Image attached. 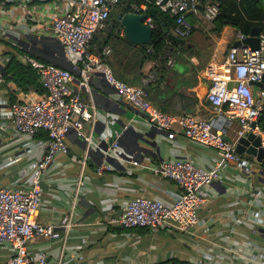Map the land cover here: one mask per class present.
Segmentation results:
<instances>
[{"label":"crops","instance_id":"crops-1","mask_svg":"<svg viewBox=\"0 0 264 264\" xmlns=\"http://www.w3.org/2000/svg\"><path fill=\"white\" fill-rule=\"evenodd\" d=\"M65 2L0 0V125H5L0 128V187L29 186L33 166L43 154L32 143V137L6 126L5 117L13 101L40 93L22 91L8 78L7 64L11 59L25 64V58L30 57L69 67L53 33L43 30L53 13L65 9ZM190 18L196 29L202 18ZM212 28L205 29L204 52L194 46L197 35H202L195 30L190 36L195 40L188 41L192 45L188 49L167 48L157 60L142 62L136 57L137 48L124 39V29L116 17L95 34L90 48L100 51V43L109 33L112 48L105 59L116 78L136 84L142 75L156 68L160 78L149 87V98L158 109L216 118L223 136L234 141L240 125L236 119L211 111L205 97L208 82L204 67L210 60L222 61L240 32L230 25L219 34ZM119 29L118 37L111 35ZM27 64L23 68L25 76L30 71L36 75ZM73 75L78 78V71ZM72 85H76V79ZM82 97L95 116L92 123L84 125V131L91 134V143L70 131L66 138L69 152L57 153L41 173L38 220L56 225L62 237L33 238L28 245L32 258L44 255L45 264H156L168 258L191 264H264V167L247 154L241 155L249 162L247 170L230 163L222 169L220 180L206 187L208 200L199 212V222L192 227L181 230L166 224L150 230L109 224L110 215L138 196L168 205L175 200L178 186L154 174L151 167L188 156L207 168L215 161L216 151L186 138L176 126V135L169 138L144 114L121 101L116 89L98 73L92 75L90 90L83 91ZM117 135L115 148L110 144ZM44 137L45 132L40 131L34 138ZM105 164L111 169L97 173L96 168ZM10 254V245L0 243V264H5Z\"/></svg>","mask_w":264,"mask_h":264},{"label":"built area","instance_id":"built-area-1","mask_svg":"<svg viewBox=\"0 0 264 264\" xmlns=\"http://www.w3.org/2000/svg\"><path fill=\"white\" fill-rule=\"evenodd\" d=\"M65 9L53 13L43 26L51 31L63 48L69 67H60L26 57L25 61L38 74L42 91L36 95L15 100L6 115L8 124L17 133L32 137V143L42 149L41 158L33 166L31 182L23 187H0V243L10 245L11 254L5 264H45V256L32 258L28 245L35 237L58 240L62 237L57 226L38 220L41 207V173L57 153L67 154L66 141L74 131L82 141L91 143V134L84 125L95 119L91 106L83 99L82 92L90 90L93 74L98 73L118 92L119 99L133 110L145 115L147 121L169 138L178 131L186 138L210 146L216 151V159L210 167L195 164L190 157L165 161L151 167L154 174L173 181L179 193L171 204L148 196H138L124 203L107 222L121 228H147L157 230L172 225L186 230L199 222V212L208 200L207 186L219 181L221 171L230 163L247 170L249 162L236 152V141L245 133L260 137L264 148V131L258 125V117L264 108V29L259 33V46L231 45L222 61L210 60L204 67L208 82L206 100L213 114L236 119L240 125L237 138L227 140L216 118H203L192 113L164 112L150 100L148 88L160 78L156 68L143 75L139 82L130 84L116 78L105 57L110 47L101 52L89 50L95 34L107 26L108 17L121 0H65ZM264 7V0H262ZM133 11L146 12L149 7L172 19L171 32L180 38H188L193 31L190 15H200L212 21L218 13V3L212 0H141L133 3ZM151 29L156 22L148 17L145 22ZM246 35L239 33L238 40ZM79 73L74 78L73 72ZM76 79V85L72 81ZM261 83V84H260ZM254 85H259L254 88ZM219 119V117H218ZM5 125H0V128ZM45 137L36 139L40 132ZM118 135L111 146L117 147ZM108 164L100 165L96 172L110 170ZM264 175V171H263ZM69 224H66L68 226Z\"/></svg>","mask_w":264,"mask_h":264},{"label":"trees","instance_id":"trees-1","mask_svg":"<svg viewBox=\"0 0 264 264\" xmlns=\"http://www.w3.org/2000/svg\"><path fill=\"white\" fill-rule=\"evenodd\" d=\"M202 1V0H201ZM213 2L218 3V13L216 17L212 20L213 28L212 30L217 34L220 33L222 28L226 25H230L237 29L240 33L247 35L253 27H261L264 29V7L262 0H212ZM140 4L141 0H121L117 3L110 13L108 21H113L119 15H122L126 12L133 11L132 4ZM150 8V7H149ZM149 9L146 10L148 12ZM161 23L156 22V26L152 29V43L147 46H135L129 44L132 47H136V57L139 61L145 62L146 60H157L160 56L164 55L167 48H175L178 50H185L191 47L188 45V38L186 39V44H176L167 38V32H171L172 19L158 11ZM193 23L192 19L190 18ZM118 24L116 23L115 27ZM196 29L193 27L194 32ZM120 29L117 33H111L112 36L118 37ZM110 35L109 33L104 37L103 41L100 43L102 49L103 47H111L109 42ZM124 40V39H122ZM91 44V43H90ZM101 49V50H102ZM89 50L95 53L100 51H94L90 48ZM27 64V63H25ZM21 61L16 59H11L6 67V74H10L9 79L14 80L18 83L22 91H28L33 89L37 92H41V85L39 82L38 74H34L33 71L27 72L26 76L23 73L24 65ZM29 68H32L27 64ZM35 71V70H34ZM143 76V75H142ZM141 76V77H142ZM154 84V83H153ZM151 84L150 86H152ZM149 86V87H150ZM150 89L148 88V92ZM258 125L261 130L264 131V108L260 112L258 117ZM156 264H191L187 261L179 260L177 258H168L164 261H160Z\"/></svg>","mask_w":264,"mask_h":264},{"label":"water","instance_id":"water-1","mask_svg":"<svg viewBox=\"0 0 264 264\" xmlns=\"http://www.w3.org/2000/svg\"><path fill=\"white\" fill-rule=\"evenodd\" d=\"M150 17L154 21L161 23L158 10L155 7H150L148 12L137 13L134 11L126 12L118 16V19L124 29V39L136 46H147L152 43V29L144 23ZM262 31L261 27H253L249 34L243 39L237 40L235 45L245 44L252 49H257L259 46L258 35ZM167 38L176 44H185L186 39L174 35L172 32H167ZM261 84V83H260ZM163 131V130H159ZM236 152L239 155L247 154L254 157L255 161L264 167V148L260 144V137L252 132L245 133L236 141Z\"/></svg>","mask_w":264,"mask_h":264},{"label":"rangeland","instance_id":"rangeland-1","mask_svg":"<svg viewBox=\"0 0 264 264\" xmlns=\"http://www.w3.org/2000/svg\"><path fill=\"white\" fill-rule=\"evenodd\" d=\"M212 21H205L202 20L200 21V23L197 25L196 30L201 32L202 35L196 37L197 42L195 43V47L201 49L203 52L206 50V46H207V39L205 37V29H207L208 27H211ZM199 39V40H198ZM192 40H195V36L194 37H189L188 41L191 42Z\"/></svg>","mask_w":264,"mask_h":264}]
</instances>
